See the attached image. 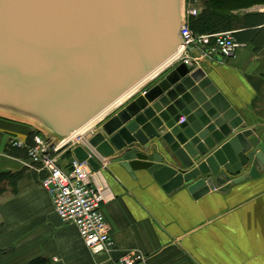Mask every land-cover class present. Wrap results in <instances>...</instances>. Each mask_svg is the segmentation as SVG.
I'll return each instance as SVG.
<instances>
[{"label":"water","instance_id":"1","mask_svg":"<svg viewBox=\"0 0 264 264\" xmlns=\"http://www.w3.org/2000/svg\"><path fill=\"white\" fill-rule=\"evenodd\" d=\"M185 22L186 0H0V113L74 143L95 171L111 159L166 192L257 179L264 133L197 62L173 64Z\"/></svg>","mask_w":264,"mask_h":264},{"label":"crops","instance_id":"2","mask_svg":"<svg viewBox=\"0 0 264 264\" xmlns=\"http://www.w3.org/2000/svg\"><path fill=\"white\" fill-rule=\"evenodd\" d=\"M203 11V7L192 3ZM264 14V5L235 12ZM237 42V41H236ZM238 43V42H237ZM231 57L207 56L194 49L193 63L206 71L232 104L244 125L264 133V48L238 43ZM31 124L0 113V173L24 172L15 187L5 185L0 198V264H117L129 252L146 256L148 264H264V173L227 193L211 191L195 197L186 186L166 192L147 171L105 161L94 171L105 184L102 206L115 247L94 255L76 226L64 224L43 185L44 175L30 159L6 153L11 142L26 148ZM12 145V144H11ZM60 154L67 171L74 158Z\"/></svg>","mask_w":264,"mask_h":264},{"label":"built area","instance_id":"3","mask_svg":"<svg viewBox=\"0 0 264 264\" xmlns=\"http://www.w3.org/2000/svg\"><path fill=\"white\" fill-rule=\"evenodd\" d=\"M199 13L194 4L186 6V22L181 31L183 46L173 63L191 65L194 59L190 49H201L207 56L218 54L228 58L240 47L230 33L195 35L189 27V18ZM184 121L185 118H182L181 122ZM34 143L28 153L31 168L45 174L43 185L56 214L64 224L77 227L83 243L94 255L111 254L115 244L102 209L107 191L105 184L101 186L97 183L96 173L87 162L75 158L70 163V169L65 171L59 154L66 146L53 145L52 140L44 135L35 136ZM11 144L14 147L23 146L15 141ZM117 264H148V259L139 252H129Z\"/></svg>","mask_w":264,"mask_h":264},{"label":"trees","instance_id":"4","mask_svg":"<svg viewBox=\"0 0 264 264\" xmlns=\"http://www.w3.org/2000/svg\"><path fill=\"white\" fill-rule=\"evenodd\" d=\"M197 3L203 7L201 14L189 18V27L195 35L232 34L238 43L253 45L255 52L264 48V14H246L243 17L234 14L264 5V0H187V4ZM42 133L34 130L28 138L26 148L11 144L6 153L13 157L29 158V148L35 145L34 138ZM69 151L67 156H71ZM24 172L0 173V198L5 193L4 186L15 187L23 178ZM45 177V174L42 173ZM1 228V226H0ZM29 264H51L46 259H37Z\"/></svg>","mask_w":264,"mask_h":264},{"label":"rangeland","instance_id":"5","mask_svg":"<svg viewBox=\"0 0 264 264\" xmlns=\"http://www.w3.org/2000/svg\"><path fill=\"white\" fill-rule=\"evenodd\" d=\"M186 2H187V1H186ZM186 4H187V3H186ZM187 8H188V4H187ZM31 124H32V123H31ZM33 126H35L34 128H35L36 130H42V131H44L45 134H48V133L44 130V128H42L39 124L34 123Z\"/></svg>","mask_w":264,"mask_h":264}]
</instances>
